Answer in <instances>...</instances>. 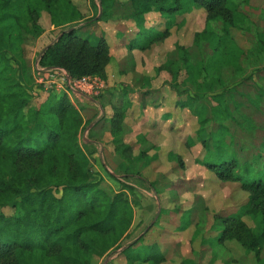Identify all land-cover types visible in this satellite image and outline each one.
Returning <instances> with one entry per match:
<instances>
[{
	"label": "trees",
	"instance_id": "1",
	"mask_svg": "<svg viewBox=\"0 0 264 264\" xmlns=\"http://www.w3.org/2000/svg\"><path fill=\"white\" fill-rule=\"evenodd\" d=\"M98 4L100 13L97 11V15L86 18L82 25L113 19L104 9L105 0H98ZM94 6L97 9L96 3ZM235 6L232 0H130L127 19L137 29L129 48L150 49L170 34L177 16L193 9H203L206 22L214 19L220 22V19L230 21L234 17ZM42 12L48 14L49 24L55 27L62 24L63 19L72 22L81 18L70 0H0V264H92L98 259H103L102 264H113L109 257L114 254L123 258L124 264H160L165 254L157 242L143 243V237L166 212L161 206L156 205L155 217L134 240L124 243L133 221L127 191L136 190L127 180L139 181L152 192V198L158 199L162 191L158 181H150L142 173L159 159L158 148L149 144L134 154L133 146L123 141L127 102H131L127 87L120 92L121 98L113 105L109 119L115 153L113 166L103 162L104 170L120 188L112 190L95 175L91 160L97 144L89 138L80 139L84 128L80 110L65 93L39 105L34 102L36 93L43 87L33 85L23 46L43 33ZM150 12L164 18L163 28L145 26ZM79 25L60 30L53 41L37 53L35 75L47 78L50 71L63 68L71 77H105L110 53L104 31L96 25L83 37L77 32L83 29ZM205 34L206 28L196 32L191 47H176L170 61L177 56L186 62H198ZM90 37L95 38L94 43ZM132 79L136 86L141 75L133 73ZM176 94H185V98L178 101L179 105L188 107L197 120L194 136L204 150L202 159L197 162L218 180L236 182L247 193V203L235 212L213 216L219 226L217 241L236 240L254 259L261 260L264 252V140L256 153L246 149L240 157L237 154L225 157L223 149L233 142L230 128L223 123L230 117L227 101L215 98V124L210 136H205V126L210 121L206 105L187 91ZM125 96L129 101L122 99ZM186 145L191 146L188 141ZM150 149L155 151L147 155ZM166 158L182 164L181 156L173 150L166 153ZM168 184L165 182L161 187L170 188ZM6 208L12 213H5ZM172 211L178 212L179 207H173ZM192 213V209L182 210L176 229L188 228ZM243 217L256 225H248ZM187 262L184 259L181 264Z\"/></svg>",
	"mask_w": 264,
	"mask_h": 264
},
{
	"label": "rangeland",
	"instance_id": "2",
	"mask_svg": "<svg viewBox=\"0 0 264 264\" xmlns=\"http://www.w3.org/2000/svg\"><path fill=\"white\" fill-rule=\"evenodd\" d=\"M70 1L80 14L79 20L67 22L63 19L62 24L55 27L49 24L48 14L42 12L40 24L45 28L44 35L24 43L23 54L27 59L33 85H37L36 78H39L34 72L37 53L53 41L60 30L79 24L83 29L77 32L83 37L88 36L89 29L96 25L116 36L115 51L122 49L124 43L125 59L128 64L132 65L133 59L143 61L140 62L139 68L135 65L130 69L131 74L141 75V80L135 86L131 75L124 74L121 80L116 78L119 88L108 87L97 97H86L80 93L65 90L63 86H60L63 85L60 82L56 87L37 92L34 102L39 105L62 93L68 96L84 119L80 139L89 138L98 141L97 151L91 160V168L95 175L112 190H118L120 184L109 177L103 168V162H107L110 167L113 166L112 157L115 153L111 143L109 119L113 114V105L121 98L119 96L123 89L129 87L127 89L130 90L131 102L130 104L127 102L129 106L124 119L126 123L122 137L124 142L133 146V153L137 154L149 144L157 145V142L170 144L174 152L176 150L183 153L182 164H178L176 161H168L166 158L168 149L164 151V154L159 151V159L142 170L148 180L158 181L160 189L164 191L166 188H162L161 185L165 182L169 183L173 190L168 192V199L163 197L162 201L161 199L158 201L156 197L152 198V192L148 191L142 183L135 179L127 180L136 190L131 193L127 189L133 221L124 243L134 240L153 220L157 211L156 205H168L171 202L169 208H165L167 211L158 219L161 224L153 225L144 236L146 242L174 239L173 250L169 251V257H167L169 259L165 264H179L185 254L195 257L194 263L189 261V264H264V252L261 260H256L252 257V253L247 252L236 240L217 241L219 226L214 223L213 216L216 213L235 212L240 205L247 203V193L242 191L236 182L218 180L212 172L197 162L204 154L201 145L198 144L190 149L184 144L186 135L194 134L198 126L191 110L179 105L178 101L185 98V94H176L187 91L189 95L197 97L206 105L210 121L205 126V136H210L215 124L216 118L213 113L217 102L215 98L221 97L227 101L230 117L224 119L223 123L230 128L233 142L223 149L222 155L228 157L237 154L240 157L246 149L256 153L255 151L264 140V0H232L236 6L234 17L230 21L220 19L219 22L214 19L206 22V13L201 8L177 16L176 23L170 28V34L163 41L153 44L155 49L151 47L155 57L152 62L144 60L145 57L141 51L133 54L134 50H138L137 48L132 50L129 48L130 40L135 37L137 29L134 24L132 26L123 23L130 15V0H105L104 9L110 12L113 18L108 20L109 27L106 25L107 21L102 20L92 22L88 26L82 25L86 23V18L97 15V11L100 13L101 6L98 0ZM95 3L97 9L94 6ZM161 21L159 24L156 22V25L163 28L164 18ZM205 28L206 34L201 40V58L198 62H186L177 56L170 61V54L176 47H191L194 34L203 32ZM89 39L92 43L95 42L94 37ZM124 52L123 50V54ZM15 56L18 58L17 54ZM111 64L109 61L110 66ZM112 71L124 73V70L117 68V61H113ZM112 71L106 74L108 79L110 76V83H114ZM153 76L155 81L151 85L162 89L160 93L162 97L149 96L145 108V97L138 92L140 88L148 87L147 79ZM125 97L122 99L128 100L127 96ZM79 98L84 101L80 102ZM158 105L159 109H156ZM154 151L150 149L146 153L151 155ZM193 203L197 205L196 215L200 223L178 232L175 227L179 223V213ZM172 207H179V213L174 214L172 211L170 215ZM4 212L9 214L12 210L6 208ZM243 219L250 226L256 225L248 217ZM117 257L118 254H114L109 258L113 264L125 263ZM102 262L103 259H98L92 264H102Z\"/></svg>",
	"mask_w": 264,
	"mask_h": 264
},
{
	"label": "crops",
	"instance_id": "3",
	"mask_svg": "<svg viewBox=\"0 0 264 264\" xmlns=\"http://www.w3.org/2000/svg\"><path fill=\"white\" fill-rule=\"evenodd\" d=\"M148 18H150V19H148ZM162 20V17L158 14V13H156V12H150V13H148L147 15H146V21H145V26L147 27V28H161V26L160 25H156V22H158L157 24H159L160 22H162L161 21ZM116 22H117V20H116ZM107 23H109V21H107L106 22V25L109 27V24H107ZM123 23H126V24H128V25H132L133 26V22H131V21H129V20H124V22ZM105 24V23H104ZM115 26V24L112 26V29H111V31L113 30V27ZM101 29H103V31H104V34H105V38H106V40H107V42H108V45H109V53H110V62L112 63L111 64V66L109 65V62H108V64L106 65V67H105V74H108V73H110L111 71H112V66H113V61H117V68L119 67L120 69H122V70H124V73H122V72H116V71H112L113 73H114V79L112 80L114 83H110L109 81H110V76H109V79H108V77L105 75V79H106V88H105V90L108 88V87H111V88H119V85H117V83H116V78H118L119 80H121L120 78L121 77H123L122 75H124L125 74V76H130L131 75V77H132V74H131V71H130V69H131V67H135V65H137L136 67H140L141 66V63L143 62L142 60L140 61L139 59H137V60H135V59H133V63H132V65H130V64H128L127 63V61H126V59H125V57H126V47H125V44L123 43V46H122V49L121 48H119L118 49V51H115L116 50V47H117V43H116V36H114L113 34H111V33H108V31H106L103 27L101 28ZM50 30V29H49ZM44 35V33H42L40 36H43ZM111 35V36H110ZM112 38V39H111ZM124 48V49H123ZM152 48H154L155 49V47H153L152 46ZM123 50L125 51L124 52V54H123ZM136 51H139V50H134L133 51V54H135V52ZM153 49H147V50H145V51H141V52H143V54H144V57H145V59L144 60H148V61H150V62H152L153 60H154V55H153ZM122 52V53H121ZM142 54V53H141ZM117 56H119V58H117ZM142 56V55H141ZM155 56H156V54H155ZM141 62V63H140ZM146 63V62H145ZM141 70V69H140ZM150 76H152V75H150ZM155 78H154V76L153 77H149V79H147V85H148V87H145L144 89H142V88H140V90H139V92L138 93H142L141 95H142V97H145V103H144V107L146 108L147 106H146V104H147V98L150 96V97H152L153 96V98H157V97H162L161 96V94L160 93H162V89H158V87H153L151 84L153 83V81H155L154 80ZM115 80V81H114ZM79 100H80V102H83L84 100L83 99H80L79 98ZM156 109H159V105L157 106V107H155ZM166 112H168V111H166ZM162 117H163V115H162ZM126 123V122H125ZM94 143H96L97 144V142L98 141H96V140H92ZM186 141H188L189 143H190V149H193V147H195V146H198V141L196 140V138H195V136H194V134H191V133H189L188 135H186V137H185V139L183 140V142H184V144L186 145ZM100 143V142H99ZM155 145V144H154ZM200 145V144H199ZM157 148H158V152L159 151H162V153L164 154V151H166V149H168V150H172L171 149V145L169 144V145H167V144H164V143H160V142H157V145H155ZM175 153H177V154H180V156L182 155L183 156V153L182 152H178V151H176L175 150ZM171 162V161H170ZM202 166V165H201ZM206 169V168H205ZM171 190H173L172 188H166V191H164V190H162L161 192H160V197H158V199L160 200L161 199V201L163 200V197H165V199H168L167 198V196H168V192H172ZM167 201V203H168V200H166ZM170 203L171 202H169L168 203V205H158V207H162V208H169V205H170ZM200 207H202L201 205H200ZM173 208V207H172ZM190 209H192L193 210V215H192V217H193V219H192V223L188 226V228H186L185 230H187V229H189V227H192V226H197L198 225V223H200V220L197 218V213H196V210H197V205H196V203H193V204H191L189 207H187V208H184L183 210H190ZM195 209V210H194ZM166 210V209H165ZM167 211V210H166ZM165 213V212H164ZM169 213H171L170 215H172V210L169 212ZM174 214L176 213H179V212H176V211H174L173 212ZM173 214V215H174ZM179 215H180V213H179ZM179 220H180V218H179ZM158 224H161V222H160V220H159V222H158ZM178 225V224H177ZM176 225V226H177ZM132 226V225H131ZM175 229H176V227H175ZM185 230H178L177 229V231L178 232H182V231H185ZM176 231V232H177ZM153 241H156V240H153ZM172 241L174 242V239H167L166 238V240H164V241H161V242H157V244L159 245V249H160V251H162L164 254H165V258H164V261L163 262H161L160 264H165V262L167 261V259H169V258H167V257H169V251L172 249L173 250V244H172ZM143 243H145V244H148L149 242H146L145 240H144V237H143ZM117 259H122L123 260V262H125L124 261V259L123 258H118L117 257ZM182 260H184V259H187L188 261H190V262H192V263H194V259H195V257H193V256H191V257H189L187 254H185V255H183V257L181 258ZM182 260H181V262H182ZM181 262L179 263V264H181ZM124 264V263H123ZM186 264H189L188 262L186 263Z\"/></svg>",
	"mask_w": 264,
	"mask_h": 264
},
{
	"label": "built area",
	"instance_id": "4",
	"mask_svg": "<svg viewBox=\"0 0 264 264\" xmlns=\"http://www.w3.org/2000/svg\"><path fill=\"white\" fill-rule=\"evenodd\" d=\"M37 84L42 85L43 89L56 87L60 82L63 83L65 90L80 93L86 97H97L105 90L106 79L98 75H87L81 77H71L63 68H56L50 71L47 78H36Z\"/></svg>",
	"mask_w": 264,
	"mask_h": 264
}]
</instances>
